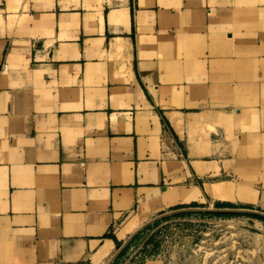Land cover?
Wrapping results in <instances>:
<instances>
[{
    "label": "crops",
    "instance_id": "obj_1",
    "mask_svg": "<svg viewBox=\"0 0 264 264\" xmlns=\"http://www.w3.org/2000/svg\"><path fill=\"white\" fill-rule=\"evenodd\" d=\"M263 192L264 0H0V264H106L185 208L261 223L235 210Z\"/></svg>",
    "mask_w": 264,
    "mask_h": 264
},
{
    "label": "rangeland",
    "instance_id": "obj_2",
    "mask_svg": "<svg viewBox=\"0 0 264 264\" xmlns=\"http://www.w3.org/2000/svg\"><path fill=\"white\" fill-rule=\"evenodd\" d=\"M210 184L227 185L240 201L255 194L246 184ZM208 194L212 199L230 200ZM262 197L264 201V192ZM180 214L148 226L112 264H144V259L163 264H264V220L254 222L255 218L244 213L232 217Z\"/></svg>",
    "mask_w": 264,
    "mask_h": 264
},
{
    "label": "water",
    "instance_id": "obj_3",
    "mask_svg": "<svg viewBox=\"0 0 264 264\" xmlns=\"http://www.w3.org/2000/svg\"><path fill=\"white\" fill-rule=\"evenodd\" d=\"M214 211H218V210H213V209H206V208H185V209H180V210H175L169 213H165L162 214L146 223H144L143 225H141L138 229H136L132 234H130L128 236L127 239H125L122 244L118 247V249L115 251V253L108 259V261L106 262V264H112L114 262V260L119 256V254L122 252V250L126 247V245L132 240V238L138 234L141 230H143L145 227H147L148 225L154 223L157 220H160L164 217L170 216V215H175V214H179V213H184V212H214ZM223 211V210H220ZM237 212H251V213H256L262 217H264V213L261 212H257V211H249V210H235Z\"/></svg>",
    "mask_w": 264,
    "mask_h": 264
},
{
    "label": "bare ground",
    "instance_id": "obj_4",
    "mask_svg": "<svg viewBox=\"0 0 264 264\" xmlns=\"http://www.w3.org/2000/svg\"><path fill=\"white\" fill-rule=\"evenodd\" d=\"M207 190L214 194L216 197H221L225 199H230L229 197H233V195H230L228 192H230V188L227 185H214V184H209L207 186ZM226 193V194H225ZM232 201L234 199H231ZM138 221H142V219H139Z\"/></svg>",
    "mask_w": 264,
    "mask_h": 264
},
{
    "label": "trees",
    "instance_id": "obj_5",
    "mask_svg": "<svg viewBox=\"0 0 264 264\" xmlns=\"http://www.w3.org/2000/svg\"><path fill=\"white\" fill-rule=\"evenodd\" d=\"M217 207H220V208H225V207H230V206H226V204H221V206H217ZM205 214L207 215H213V216H218V217H222V216H226V217H232V216H235L237 214H227V213H212V212H206ZM180 215H183V214H177L176 216H180ZM256 218V217H255ZM260 218V217H258ZM136 237V235L132 238V240ZM131 240V241H132ZM130 241V242H131ZM129 242V243H130ZM129 243L126 245V247L122 250V252L119 254V256L117 258H119L120 256H122L124 254V252L127 250L128 246H129Z\"/></svg>",
    "mask_w": 264,
    "mask_h": 264
}]
</instances>
